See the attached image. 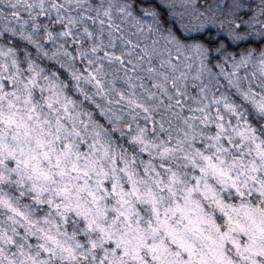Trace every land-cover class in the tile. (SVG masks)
Wrapping results in <instances>:
<instances>
[{
	"label": "clouds",
	"instance_id": "9594fccd",
	"mask_svg": "<svg viewBox=\"0 0 264 264\" xmlns=\"http://www.w3.org/2000/svg\"><path fill=\"white\" fill-rule=\"evenodd\" d=\"M0 264H264V0H0Z\"/></svg>",
	"mask_w": 264,
	"mask_h": 264
}]
</instances>
